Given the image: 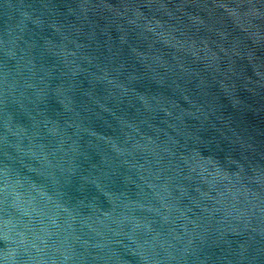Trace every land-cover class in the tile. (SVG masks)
<instances>
[{
    "label": "water",
    "instance_id": "1",
    "mask_svg": "<svg viewBox=\"0 0 264 264\" xmlns=\"http://www.w3.org/2000/svg\"><path fill=\"white\" fill-rule=\"evenodd\" d=\"M0 264H264V0H0Z\"/></svg>",
    "mask_w": 264,
    "mask_h": 264
}]
</instances>
